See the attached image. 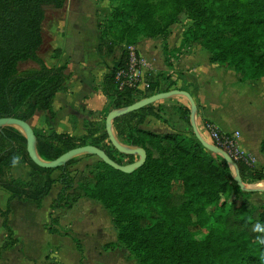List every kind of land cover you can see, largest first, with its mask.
I'll list each match as a JSON object with an SVG mask.
<instances>
[{
  "label": "trees",
  "instance_id": "16d2710c",
  "mask_svg": "<svg viewBox=\"0 0 264 264\" xmlns=\"http://www.w3.org/2000/svg\"><path fill=\"white\" fill-rule=\"evenodd\" d=\"M66 2L0 0V119L14 118L30 124L37 114L46 113L45 128H33L38 153L44 161H54L75 148L93 146L121 166L132 164L137 161L135 156L120 154L109 140L105 121L108 113L170 92L172 87L164 86L157 79L161 76H157L148 82L145 93L128 87L120 89L117 73L126 65L128 49L139 42L117 43L103 32L98 53L118 62L102 80L108 106L101 113L87 112L100 120L85 122L84 136L58 133L51 124L53 104L57 94L68 92L67 83L72 75L67 65L47 67L38 51L43 44L45 9L61 10ZM169 6L173 13L166 11ZM158 8L165 11V28L176 24L182 12L193 21L183 34L180 50L204 48L211 63L235 71L242 83L264 78V0H164ZM156 10L157 7L152 8V16ZM156 25L152 39L164 34L160 24ZM55 53L59 54V50ZM164 57L167 67L172 68L173 57L167 46ZM27 62L38 68L20 72V64ZM164 111L162 106L153 104L113 124L121 143L146 151L147 161L141 169L126 175L100 161L87 167L77 186L69 168L90 156L74 159L63 168L42 169L30 160L21 133L4 128L0 132V189L10 198L6 211L0 212L7 232L2 250L16 244L8 226L11 202L31 203L40 209L53 186L60 184L50 213L56 226L59 220L53 217L55 211H69L83 199H96L113 188L130 195L136 210L132 215V232L121 234L119 239L140 264H264V244L258 242V238L264 239V232L254 231L257 224L264 227V206L249 204L251 193L238 187L227 163L204 149L192 130L190 136L158 135L140 128L149 118L163 120ZM184 114L190 126V110L186 109ZM154 149L160 152L158 158L153 156ZM231 158L244 184L264 182V173L253 169L250 159ZM17 164L30 167V181L12 178L11 171ZM56 172L60 176L54 180ZM114 225L119 226L116 218ZM46 230L52 235H63L49 227Z\"/></svg>",
  "mask_w": 264,
  "mask_h": 264
},
{
  "label": "crops",
  "instance_id": "0c3cea01",
  "mask_svg": "<svg viewBox=\"0 0 264 264\" xmlns=\"http://www.w3.org/2000/svg\"><path fill=\"white\" fill-rule=\"evenodd\" d=\"M100 37V32L97 31L90 59L82 57L83 60L79 63L80 59L71 52L69 43L63 41L62 53L55 59L57 64L50 67L45 62L49 68L67 65L68 72L72 75L71 80L67 83L68 92L57 94L53 104L54 118L51 124L58 133L73 137L84 136L86 134L85 122L100 120L88 116L87 112L101 113L108 106V100L102 93V80L110 69L117 67L118 62L114 57L100 56L98 53ZM181 43L182 39L175 41L169 36L166 43L162 39L143 40L137 43L135 49L143 62L146 59L148 61L152 59V77L162 76L157 78L158 81L162 82L164 86L172 87L171 91H185L192 96L198 108V130L207 142L213 144L210 134L206 130V126L211 125L224 136L236 138L238 153L251 160L253 169L264 173V152L262 151L264 78L242 83L235 71L225 70L219 65L211 63L210 54L202 47L189 48L188 51L181 50L180 55L172 56V68H168L164 57V47L167 46L169 53L175 55L176 51L180 50ZM78 67L81 72L78 71ZM163 79L165 81H162ZM157 105L165 109L162 114L163 120L149 118L140 127L141 129L158 135L183 134L190 136V132L186 131L184 120V111L190 110V105L185 98L174 97L160 101ZM47 117L46 113H39L30 125L32 128L44 129ZM151 119L152 130H148L147 124ZM11 175L15 180L28 182L31 179L30 167L17 164L12 169ZM59 176V172H56L53 174V179L56 180ZM246 185L260 191L250 194L249 204L254 207L264 206V182ZM60 190L61 186H59ZM51 197L50 193L42 202L40 209L31 203L11 202L8 226L12 230V239L16 244L7 250H2L6 243L7 232L3 225L4 218L0 215V227L3 228V233L0 234V264H11L13 261L29 263L19 235L23 228L28 229L30 226L29 211L36 207L37 210L34 211L38 213L42 210L44 202ZM9 198L10 196L0 189V200L5 202L4 208L0 206V212L6 211ZM45 225L44 230L47 232ZM32 262L34 261L32 260Z\"/></svg>",
  "mask_w": 264,
  "mask_h": 264
},
{
  "label": "rangeland",
  "instance_id": "374dc122",
  "mask_svg": "<svg viewBox=\"0 0 264 264\" xmlns=\"http://www.w3.org/2000/svg\"><path fill=\"white\" fill-rule=\"evenodd\" d=\"M163 1L67 0L65 7L61 10L46 8L45 20L42 25L43 44L38 55L48 66L53 67L57 64L55 59L62 53V42L67 41L70 45L69 49L77 55L80 59L78 62L81 63L82 57L91 58L97 31L100 32V35L104 32L109 39H113L117 43L130 44L132 41L151 40L158 28L156 24H160V29L164 30L163 36L156 37L157 39H162L165 43L169 36L175 41L183 39V34L190 28L193 21L188 13L182 12L179 14L176 24L165 28V11L158 8L163 4ZM155 7L157 10L152 16L151 11ZM166 11L173 13L174 9L169 6ZM131 48L134 49L135 46ZM188 49L187 47L181 50L188 51ZM57 50H59V54L55 53ZM181 50H177L175 55H171L174 57L180 55ZM151 68L152 59L151 61L146 59L144 62L140 59L141 83L148 84L150 80L152 81ZM36 69L37 65L32 62L19 66L20 72ZM78 71L81 72L80 67H78ZM138 91L146 92V90L142 91V87ZM185 127L186 131H191L186 122ZM147 128L152 130V119L147 124ZM153 156L158 158L160 152L158 153L154 149ZM135 158L138 160L137 157ZM98 162L100 161L96 157H86L77 165L69 168L76 186L80 175L86 173L87 167L97 165ZM59 186L60 184L55 185L51 192L52 197L44 202L41 211L36 213L34 211L37 210L36 207L29 211L30 226L28 229L23 228L19 235L29 263L140 264L135 254L119 239L121 234L129 235L132 232V215L136 210L130 195L120 194L113 188L96 199H83L69 211H55L53 216L59 220V224L56 226L49 220V213L57 198ZM0 206L5 207V202L2 199ZM115 218L119 222L118 227L114 225ZM44 225L51 230L57 229L60 234L67 235V237L48 234L44 230ZM1 232L3 233L2 227H0V234ZM73 240H76L77 243ZM29 263L13 261L11 264Z\"/></svg>",
  "mask_w": 264,
  "mask_h": 264
},
{
  "label": "water",
  "instance_id": "95a60500",
  "mask_svg": "<svg viewBox=\"0 0 264 264\" xmlns=\"http://www.w3.org/2000/svg\"><path fill=\"white\" fill-rule=\"evenodd\" d=\"M174 97H183L185 98L189 105H190V124L191 128L194 134L195 139L199 142V144L209 151L211 154L215 156L221 157L229 166L233 177L234 181L238 185V187L243 191L247 193H254V192H260L259 190H255L252 188H249L246 184L243 183L240 171L237 167V165L233 162L232 158L223 150L217 148L215 145L207 142L200 134L198 130V125H197V112L198 108L192 98V96L185 91H180V90H174L166 93H159L155 94L151 97L145 98L134 105L123 108V109H115L111 110L107 117H106V132L108 134L109 140L112 144V146L122 155L126 156H135L138 158V160L132 164L129 165H124L121 166L114 161H112L104 151L93 147V146H84V147H79L75 148L58 159L54 161H44L37 149V138L34 133V130L32 126L26 122H23L18 119L14 118H3L0 119V132L4 128H12L14 130H17L21 135L25 138L27 142V153L30 158V160L38 167L42 169H59L65 167L69 162H71L74 159L81 158V157H96L99 159V161L105 163L107 166L113 168L114 170L121 172L126 175H131L137 170L141 169L147 161V153L144 149L139 148V147H132V146H127L124 145L119 141L117 138L113 124L114 122L122 118L124 116H127L131 113L137 112L147 106L157 104L160 101L168 100Z\"/></svg>",
  "mask_w": 264,
  "mask_h": 264
},
{
  "label": "built area",
  "instance_id": "2783aa9c",
  "mask_svg": "<svg viewBox=\"0 0 264 264\" xmlns=\"http://www.w3.org/2000/svg\"><path fill=\"white\" fill-rule=\"evenodd\" d=\"M134 49H128L129 57L127 59L126 65L124 68L118 71L116 79L119 82L120 89L128 87L131 89L139 90L142 87V91H144L149 88V84L140 82V58L137 57V52H135L136 49ZM206 130L210 134L213 145H215L217 148L223 150L230 157H234L236 160H238L240 157H243L236 150V138L222 135L217 129H215L211 125H207Z\"/></svg>",
  "mask_w": 264,
  "mask_h": 264
},
{
  "label": "clouds",
  "instance_id": "9594fccd",
  "mask_svg": "<svg viewBox=\"0 0 264 264\" xmlns=\"http://www.w3.org/2000/svg\"><path fill=\"white\" fill-rule=\"evenodd\" d=\"M254 231L264 232V227H261L259 224H257L254 228ZM258 242L264 244V239L258 238Z\"/></svg>",
  "mask_w": 264,
  "mask_h": 264
}]
</instances>
